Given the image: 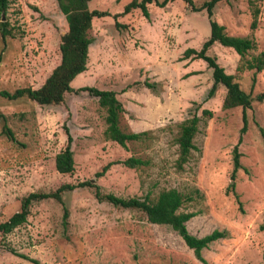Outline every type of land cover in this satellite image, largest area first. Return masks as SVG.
<instances>
[{
	"label": "rangeland",
	"instance_id": "374dc122",
	"mask_svg": "<svg viewBox=\"0 0 264 264\" xmlns=\"http://www.w3.org/2000/svg\"><path fill=\"white\" fill-rule=\"evenodd\" d=\"M129 1L89 2L91 9L110 14L93 19L87 68L72 86L115 90L127 111L120 126L150 133L127 147L106 139V110L86 91L66 93L57 105L0 96V222L18 211L21 198L30 192L92 178L103 192L125 198L154 199L168 188L191 194L192 201L183 207L196 212L186 223L189 232L203 237L218 229L225 237L202 249L203 262L169 225L99 202L93 189L77 187L65 191L62 202L48 198L33 203L24 223L9 233L0 231V264H264V100H256L264 91V65H249L264 59V0H219L213 8L228 34L253 40L243 57L218 42L208 50L252 99L238 145L241 167L235 172L233 148L243 126V108L223 106L222 85L207 97L212 69L202 59H181L186 48L200 49L209 36L206 10L194 11L183 0L164 7L152 2L148 19L140 9L122 13ZM116 13L121 15L115 19ZM1 17L12 34L3 40L0 33V90L38 88L60 61L64 15L56 0H9ZM145 78L161 84L159 95L137 83ZM131 83L134 88L123 90ZM195 108L201 116L195 149L178 169L177 124ZM204 108L211 117L202 115ZM4 124L15 140L3 132ZM66 127L73 137V174L55 169ZM130 155L148 163L138 168L116 163L94 178L108 161Z\"/></svg>",
	"mask_w": 264,
	"mask_h": 264
},
{
	"label": "trees",
	"instance_id": "16d2710c",
	"mask_svg": "<svg viewBox=\"0 0 264 264\" xmlns=\"http://www.w3.org/2000/svg\"><path fill=\"white\" fill-rule=\"evenodd\" d=\"M91 0H56L59 11L64 15L66 21V31L60 37L59 52L60 61L51 70L44 82L38 88L32 86L18 87L13 91L2 89L0 96L9 100H16L27 97L35 101L39 105H57L64 101L66 93H79L86 91L88 94L98 98V103L106 110L104 137L108 140L117 142L123 147H127L130 141H142L145 136L150 133L149 130L139 132L132 131L128 126H120V117L127 112L123 103L118 99L117 92L113 89H101L95 86H81L74 88L71 85L72 80L87 68V59L89 46L93 42V38L89 31L95 17H103L110 13L106 10L91 9L89 2ZM173 0H131L124 6L122 13H128L132 9H140L142 14L150 19L148 4L155 2L158 6L164 7L168 2ZM189 4L194 11L205 9L210 24V34L204 40L200 49L188 47L184 50L181 59H202L207 66L212 69V85L208 91L207 97H212L218 86L222 85L226 89V95L223 99L225 108L241 106L243 108V126L240 129L237 144L233 148V172H235L240 164V152L238 145L242 141V135L247 129L246 109L251 105V97L245 93L239 83L235 80L234 74L227 73L221 66L217 58L208 53L211 46L218 42L223 46L233 48L241 57H243L250 49L253 48V40L249 37L235 36L227 33L225 26L219 23L214 17V6L219 0H207L200 6H195L193 0H183ZM252 3V0H248ZM9 0H0V33L3 40L11 35L9 22L1 20V12L8 7ZM257 12V11H255ZM121 14H114L116 19ZM116 26H124L119 22H115ZM255 21L252 22L254 26ZM254 64L249 63L250 67L257 65V69H261L264 65V59H257ZM137 83L149 89L156 95L161 93V84L157 81H150L149 78L137 81ZM135 84H127L123 90L134 88ZM256 100H264V91L256 95ZM198 108L190 112L189 117L185 118L177 124L178 132L175 141L178 145V157L176 159V167L182 169L188 161L191 151L195 149L193 142L195 134L198 132L201 116L197 114ZM202 115L211 117L212 112L208 109H202ZM3 132L11 140H15L12 130L3 125ZM67 135L66 143L63 148L55 155V169L61 174H73L75 171L74 153L72 150L73 137L69 129L66 127ZM121 163L130 168H138L148 163L141 157L130 155L122 160H112L105 163L100 170L95 172L94 178L102 176L113 164ZM233 187V184H230ZM77 187H89L93 189L95 198L99 202H108L115 207L140 211L145 218L155 224L169 225L176 231L185 243L193 249L195 256L205 261L202 256V249L225 237V232L214 229L203 237H196L191 234L187 228V221L196 215V212L184 210L186 203L192 201L191 194H186L175 188L162 189L156 198H150V195L144 198L140 197H120L112 193L103 192L100 185L95 179H86L76 183H63L53 191H34L21 198L20 208L11 214L7 220L0 222V231L3 234L11 232L15 227L21 225L27 220L30 213V207L33 203L53 198L58 202H62V194L65 191L73 190ZM235 198L238 200V194L234 192ZM239 201V200H238ZM68 216L67 208H64V218ZM264 229V225H261ZM14 251V250H13ZM21 257L27 258L23 254Z\"/></svg>",
	"mask_w": 264,
	"mask_h": 264
},
{
	"label": "crops",
	"instance_id": "0c3cea01",
	"mask_svg": "<svg viewBox=\"0 0 264 264\" xmlns=\"http://www.w3.org/2000/svg\"><path fill=\"white\" fill-rule=\"evenodd\" d=\"M77 76H78V75H77ZM77 76H76V77H77ZM76 77H75V78L72 80V82H71V85H73L72 83H74V82H75V79H76Z\"/></svg>",
	"mask_w": 264,
	"mask_h": 264
}]
</instances>
